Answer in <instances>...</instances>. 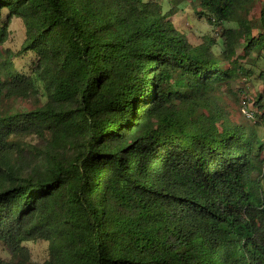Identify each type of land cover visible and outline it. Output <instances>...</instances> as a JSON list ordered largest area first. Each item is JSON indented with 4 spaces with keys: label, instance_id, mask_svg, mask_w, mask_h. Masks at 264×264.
<instances>
[{
    "label": "trees",
    "instance_id": "obj_1",
    "mask_svg": "<svg viewBox=\"0 0 264 264\" xmlns=\"http://www.w3.org/2000/svg\"><path fill=\"white\" fill-rule=\"evenodd\" d=\"M255 1L199 0L210 26L235 24L217 58L159 0H0V97H45L0 114V264L27 263L33 240L43 264H264L262 147L217 102L241 44L264 57ZM13 18L29 76L1 50Z\"/></svg>",
    "mask_w": 264,
    "mask_h": 264
},
{
    "label": "rangeland",
    "instance_id": "obj_2",
    "mask_svg": "<svg viewBox=\"0 0 264 264\" xmlns=\"http://www.w3.org/2000/svg\"><path fill=\"white\" fill-rule=\"evenodd\" d=\"M163 13L170 12V21L175 29L183 34L192 45L201 44L205 38H212L214 45L212 53L221 58L222 39L220 34L224 28H234L235 24L225 23L221 26H210L206 18L200 15L201 8L199 0H159ZM264 0H257L248 13V19L253 22V35L263 31V24L260 21ZM7 12L3 11V20ZM9 36L1 47L2 52L9 50L8 56L15 70L25 76L32 74L33 66L36 63V55L32 52L20 53L25 40V30L19 18H13L8 27ZM243 44L237 48L234 56L228 64L237 65L245 72H239L238 76L227 85L217 91V102L223 110V120L228 126L243 127L248 133H252L258 144L262 147L261 158L264 160V122L260 120V111L256 104L264 107V57L253 53L251 59L243 58ZM6 57V54H4ZM262 76V77H261ZM40 94H31L27 98H6L0 97V114L24 112L41 107L45 103L41 85L37 83ZM250 108L254 113V120H248L242 113L243 107ZM23 146H33L39 143L35 136L18 140ZM260 188L264 192V178L260 181ZM28 251L29 260L25 264H43L48 260V242L44 240H33L23 243ZM0 258L9 261L11 257L5 253L0 246ZM17 261V260H15Z\"/></svg>",
    "mask_w": 264,
    "mask_h": 264
},
{
    "label": "built area",
    "instance_id": "obj_3",
    "mask_svg": "<svg viewBox=\"0 0 264 264\" xmlns=\"http://www.w3.org/2000/svg\"><path fill=\"white\" fill-rule=\"evenodd\" d=\"M241 111L248 120H254V113L250 110V108H246L244 106Z\"/></svg>",
    "mask_w": 264,
    "mask_h": 264
}]
</instances>
